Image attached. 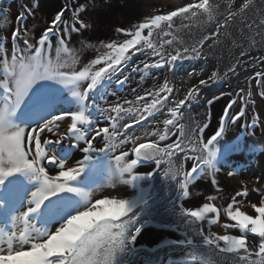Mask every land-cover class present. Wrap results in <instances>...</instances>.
Listing matches in <instances>:
<instances>
[{
  "label": "snow or ice",
  "instance_id": "snow-or-ice-1",
  "mask_svg": "<svg viewBox=\"0 0 264 264\" xmlns=\"http://www.w3.org/2000/svg\"><path fill=\"white\" fill-rule=\"evenodd\" d=\"M93 5L94 0H65L47 27L30 42L29 29L24 25L40 8V0H31L21 5L17 26L10 36H0V90L5 100L0 107V218H6L0 223V264H123L122 256L140 255L143 248L137 250V239L145 227L162 224L153 211L151 194L140 192L134 199L119 193L97 196L95 191L75 186L100 157L109 160V188L125 184L139 190L140 182L152 181L157 175L163 178L168 191L174 193L169 210L174 220L169 226L184 233L182 240L171 242L172 246L183 249L193 264L198 262V251L232 254V264H264V230L259 227L264 222V174L257 177L260 186L252 189L258 196L255 201L249 199V189L244 185L224 205L215 203L223 199L215 194L206 196L198 208H187L183 203L190 196L202 195L192 188L198 180L210 179L216 193L224 192L217 174H239L221 166L222 160L227 164L232 152L264 149V120L255 111L251 90L239 89L236 96L240 103L236 97L229 100L218 117V125L205 136L212 119L211 106L226 94L214 96L207 101L206 119L194 121L186 132L185 116L191 120L193 105L201 103V89L218 85L219 73L212 71L208 79L201 77L180 100L170 99L174 89L167 79L144 87L153 69L174 68L182 55L189 60L201 58L196 49L191 50L195 55L185 50L183 54L177 51L165 56L154 43L152 34L160 35L156 30L162 18L180 9L155 12L130 30L117 28L114 39L99 41L85 35L94 30L95 20L87 12ZM66 13L70 15L66 17ZM89 49L95 56L81 63L82 54ZM149 50L159 59L149 62L140 57L141 51ZM134 55L139 63L133 61ZM133 73L139 74L140 80L131 88L132 99L127 95L114 101L102 97L101 104L90 99L105 81L120 88L130 85ZM252 80L260 88L259 97L264 98V72L256 73ZM50 83L63 86L70 98L51 90ZM29 101L31 118L38 122L35 126H21L16 117ZM65 102H75L77 107L45 118ZM249 107L253 109L251 115ZM93 111H98L107 125H97L90 118ZM165 112L162 130L136 134V125L146 129L145 122L159 123L158 114ZM238 125L253 138L259 129L260 138L253 146L246 149L239 141L228 143V131ZM149 135H158L159 141L176 138L160 147L157 142H145ZM65 143L83 153V159L62 158L57 146ZM188 161L191 163L185 167ZM144 162L154 163L155 169L138 172ZM176 163L178 168H174ZM162 165L166 167L156 171ZM12 178H16L15 182ZM62 194L82 198L84 206L73 211L67 202L56 203ZM46 207L45 217L42 213ZM245 207L250 213L243 210ZM222 214L228 221L222 225L225 234L214 233L210 227L206 231L205 224H218ZM53 220L59 221L58 226H45ZM193 224L197 227H191ZM229 229L238 230L239 235Z\"/></svg>",
  "mask_w": 264,
  "mask_h": 264
},
{
  "label": "rangeland",
  "instance_id": "rangeland-1",
  "mask_svg": "<svg viewBox=\"0 0 264 264\" xmlns=\"http://www.w3.org/2000/svg\"><path fill=\"white\" fill-rule=\"evenodd\" d=\"M22 1L24 3L31 2V0ZM153 1H155L156 3L159 2V5L161 7L158 8H161L162 11H165L166 13L171 11L172 8L180 9L179 12L173 13L172 16L166 18L169 23H167L166 27L162 31H159L160 35H154L153 40L158 48L164 54L168 50L171 52H177V50H180V52L183 54L185 50L191 52L192 49H196L200 53L201 58L192 60H189L186 55H182V59L179 62L180 66L177 68V70H182L179 75L180 78L182 76L186 77L187 79L188 77H190L191 83L190 85L186 86V84L182 82V80L179 81L177 87L180 91V97L183 93L187 94L190 87H194L196 84H198L201 77H203L204 79H208V76L212 71H217L220 75V81H218L219 84L212 85L216 88L215 92L212 94L214 96L220 94L218 90L220 86H223L222 84L225 83L227 84L224 86V92L233 94L239 90L235 87H232V85L237 79L238 70L242 66H244L245 69L249 68V75L252 79L255 78V74L258 73V70H256V65L264 61V0H187V2L185 3H182L184 0ZM161 3L163 4V6L161 5ZM186 4L190 5V7H184ZM4 6V4L0 5L1 12H4V10H9ZM144 16H146V14ZM6 22L8 25L11 23L10 13L6 16ZM33 24L36 25L35 28L32 27ZM29 25L28 38L31 41L34 37L35 30L42 29L40 28L41 24L39 26L38 23L33 21H31V24ZM247 38L250 40H247ZM238 43L239 47L237 46ZM238 48L242 49L244 52L241 50V53L237 58L238 60L233 64V66L230 64L229 66L223 67L219 58H214L213 56H211V59H209L205 56L207 52L212 53L215 51H221L222 57L224 58L223 61H225L224 64H226L228 60L227 55L236 53L238 51ZM226 53L228 54L226 55ZM191 54L195 55V52H191ZM150 57L151 55L148 58L151 59ZM155 59H159V57H153V59H151V62H153ZM175 68L176 66L174 68L165 67L163 69L168 74H170L169 72H175L176 76H178V73L174 70ZM245 76L246 74L243 75V77ZM261 88L263 87L261 86ZM203 89L204 88L201 89V95L200 97H198L200 101L204 99V96H207ZM200 105V108L196 109V114L198 115L200 111L202 113L206 111L204 114L207 115L208 107H205L202 104V101ZM255 109H259L257 105ZM249 110L252 112L251 107H249ZM191 113L194 114V109ZM49 114L50 113H47L45 118H47ZM166 115L167 113L165 112L163 114V119L166 118ZM159 118L161 120L162 117ZM138 130L142 129L138 128ZM154 130L156 129H153L152 131ZM238 132L241 133L240 125L230 128L227 134L228 143H234L233 139L238 135ZM148 139L149 138H147V141ZM64 145L69 147L67 143H65ZM64 145L57 146V150L61 157L70 159L72 161L77 160L72 156L71 151L74 149L68 151L65 149L68 147H64ZM255 150L256 153L261 156L262 162L264 163V149L256 147ZM65 152L69 154L63 156ZM237 155H242L244 162L247 161L250 156L247 151L232 152L230 155H228L227 164L222 161L221 166L226 168H233L239 174L228 177L227 171H221L220 174L222 176L219 174L217 175H219V177L223 178L225 181H230L229 184L233 186L232 192H235L242 186L247 185L249 189V199L255 201L258 196L256 192L252 191V189L260 186L259 184H257L256 180L257 177L264 174V166L263 168H261L258 162H256L252 167L249 166L247 168H242L240 162H236V160H238ZM79 159H83V156H80ZM105 171L107 170L105 169L104 172ZM89 175V173L83 174V177L81 179H78L77 182H84L85 178ZM148 183H150V181H148ZM148 185L145 186V188H148ZM153 186L156 187V184ZM157 186L159 187L160 184L157 183ZM238 199L241 198L238 197ZM74 206H76V203L74 204ZM245 208L248 209L247 207ZM157 216L162 221V224L149 225L145 227L144 231H150L151 229H154L155 231L151 234H148L147 238L157 239L158 242L162 239L164 240L163 236L171 229V227L169 226V224L165 223L167 219L162 218L158 214ZM56 226H58V223H55L54 225H48L47 227L54 228ZM191 227L195 228L196 224L191 225ZM210 228L214 233L219 234L220 232L221 235L225 233V229H219L217 232H215L218 227H214L213 225H211ZM137 242L141 244V242H139L138 240Z\"/></svg>",
  "mask_w": 264,
  "mask_h": 264
},
{
  "label": "flooded vegetation",
  "instance_id": "flooded-vegetation-1",
  "mask_svg": "<svg viewBox=\"0 0 264 264\" xmlns=\"http://www.w3.org/2000/svg\"><path fill=\"white\" fill-rule=\"evenodd\" d=\"M15 2L14 4V8L15 11L16 9H18L19 7H21L22 3L23 4H27L24 3L22 0H14ZM61 3L64 5L65 0H60ZM187 2V0H184L182 3ZM161 5L163 6V4L161 3ZM5 8H7L6 6H4ZM161 7L159 5V2H155L153 3L152 7L150 8V12L147 13V16H143V20L146 21L147 19L151 18V16L158 11H162ZM9 10H4V12H1V8H0V17H3V23H0V36H4V34H8L10 35L11 32L15 29V27L17 26L15 23L16 20V14L13 8H7ZM164 13H166L165 11H163ZM11 15V23L8 25L6 22V16L7 14ZM166 18L169 17H164L161 20V26L159 29L156 30V32L162 31L167 23H169L167 21ZM29 21H26V23ZM31 22V21H30ZM31 24V23H29ZM29 24H27V28L28 26H30ZM25 26V27H26ZM168 27V26H167ZM43 31V28L40 27ZM156 33L154 32L152 35L154 37ZM34 38V37H33ZM250 38V37H249ZM247 40H250L247 38ZM33 39L30 41L32 42ZM254 42V41H252ZM251 43V42H249ZM248 43V44H249ZM239 47V43L237 45ZM21 47H23V45L21 44ZM167 48V47H166ZM238 51L234 54H228L226 53L228 60L226 62V64H224L225 61H223V57H222V52L221 51H215L212 53L207 52L205 54V56L209 59H211V56H213L214 58H219L223 67L229 66L230 64L233 66V64L238 60L237 58L239 57V54L241 53L240 48L237 49ZM180 51V50H177ZM243 51V50H242ZM250 51V50H249ZM149 52V53H148ZM148 52L145 51H141L140 53V57L146 61L151 62L153 59L152 53L149 50ZM244 52V51H243ZM175 53L174 51H166L165 56H168L170 54ZM253 53V51H252ZM151 55V59H149L148 57ZM133 61L139 63V60L137 59V57L134 55L133 56ZM180 66V63L178 62L176 65V68L174 69L177 73L178 76H176L175 72H169L170 74H168L167 72H165L164 69H153V73L150 74V76L148 78L145 79L144 81V87H151L152 83L158 84V83H163L164 79H167V81L169 82L170 86L173 87L174 92H173V97H170V99H176V100H180L183 99L186 95V93H183L182 96L180 97V91L178 89V84L179 81L182 80V82H184L187 85H190V77H188V79L186 77H181L180 78V72L182 70H177V68ZM242 69V70H241ZM249 68H246L244 66H242L239 70H238V75H237V79L235 80V82L233 83L232 87H235L237 89H245L247 90H251L252 93V98L255 101V104L258 106V110L255 109L256 113L261 115V119L264 120V98L259 97L258 93L260 91V88L257 87L256 81L252 80L251 81V76L249 75L248 72ZM234 70V69H233ZM256 70H258V72H264V61L261 62L260 64L256 65ZM127 71V70H126ZM240 71V73H239ZM246 74L245 77H243V75ZM140 77L139 74H135L133 73V78L131 79V84L130 85H126L124 88H120L118 87L114 82H108L105 81L101 86L98 87V89L96 90L94 97H90V99L94 98L96 100L97 104H101L102 103V97L106 98L108 101H114L115 99H117V97L123 98L124 96L127 95L128 99H132V93H131V88L136 87V84L139 82ZM176 80V83H175ZM222 84L223 86H220L219 88V95L216 96H220L221 93H225L226 95L222 97V99L220 100H216L214 101L213 105L211 106L212 109V119L210 121L209 124V129L206 130L205 135H207L208 132H210L214 126L218 125V117L219 115L222 113V111L224 110V106L227 104V102L229 100H231L233 97H236L237 99V104L240 103V98L236 96V91L235 93L232 94V96H228L226 92L223 91V89L225 88L224 86L226 85ZM184 86V87H186ZM261 86L263 87L262 89H264V83H261ZM228 88V87H226ZM216 88L215 87H210V88H204L203 91H205V93L207 94V96H204V99H202V104L205 107H208L207 105V101L212 99L214 97V95H212L215 92ZM111 93H115V95H112ZM65 98H70V94L69 95H65ZM203 98V96H202ZM73 101H75V98H71ZM200 104L193 105V109H194V114L191 113V120H189L188 116H185V120L183 121L185 123V130L186 132L188 131L190 125H192V123L194 121H201L203 119H206V116L204 113L206 111H204L203 113L200 111L199 114H196V109L200 108ZM77 107V104L75 102L73 103H61L59 105H57L54 113H50L48 117H50L53 114H61L65 111H70V110H75V108ZM234 108L238 107L237 105L233 106ZM202 110V108H201ZM253 111V109H252ZM208 112V111H207ZM248 113L249 115H251V111L248 109ZM158 114V120L160 121L159 123H154V124H148V122H145L146 124V129H142V130H138L139 125H136V134L137 135H141L143 136L144 131L147 130L149 132H151L153 129H163V115ZM29 120H27L26 122L17 120L16 121L20 124L26 123L27 126L31 125V126H35L34 123L37 122H33L31 115H28ZM159 117H162L161 120ZM91 119H94L97 123V125L99 126H105L107 125V121L104 120L101 115L99 114L98 111H93L91 113ZM167 118V115H166ZM151 119V118H150ZM155 125V126H154ZM241 128V133L238 132V135L233 139L234 142H241L244 144V141L246 140V138L248 137V135L245 134L244 128L242 126H240ZM132 129H129V132H131ZM257 134L260 135V131L259 129L257 130ZM147 138L148 141H147ZM146 138L145 142H157L159 144L160 147H164L166 146L167 143H170L172 140H174L176 137H170L168 140L165 141H159V136H151L149 135ZM245 146V144H244ZM245 148L247 149L248 147L245 146ZM75 150V149H74ZM247 153L250 154L249 159L247 161H243L242 157H238L239 155H237L238 160H236V162H240L241 163V167L242 168H247V167H252L254 163L253 162V151H247ZM80 156H83V153H79L78 156H76V158L79 159ZM252 159V161H251ZM223 161V160H222ZM221 161V162H222ZM191 161H188L185 164V167L188 166V164H190ZM108 164H109V160L106 157H100L93 165L97 166V168L101 165V167H105L106 170H108ZM166 167L165 165H162L160 169H156V171H162L163 168ZM179 167V163L178 164H174V168H178ZM263 168V167H262ZM155 169V164L152 162H144L141 164V166L137 169L138 172H151ZM87 171V170H86ZM219 175H221L219 173ZM222 176V175H221ZM82 176L79 178L81 179ZM221 178V177H220ZM163 178L159 177L158 175L155 177L154 180L150 181V183H148V181H143L140 182L141 184V188L136 192L137 194H135L134 198H136L140 192L143 193H150L152 198H153V211L154 213L159 216H161L164 219H167V221H165L166 224L171 225L173 223L174 218L169 214V210L171 208L170 205V199H174V193H170L168 191V188L166 185H164ZM223 181H225L223 178H221ZM227 184H229V180L225 181ZM157 183L160 184V186H157ZM149 184V185H148ZM156 184V187H154L153 185ZM149 186L148 188H145V186ZM231 187H233L231 184H229ZM234 194V192H232L226 197L223 196V199H217L215 201V203L217 205H224L226 203V201L230 200L231 196ZM216 195L219 197L221 196V194L216 193ZM204 197L201 198V200L198 198L197 201H191L188 200L187 198L183 201L185 207L187 208H198L201 206V203L203 202L204 198L206 196L209 195H203ZM133 198V199H134ZM226 198V199H225ZM238 199V197H237ZM188 202V203H187ZM244 211L249 212L250 213V209H246L243 208ZM211 215V214H210ZM227 221V218L223 216V214L221 215V220L218 224L213 225L214 227H218L217 230L215 232H217L219 229H224L223 228V224ZM211 225L205 224V230L207 231V229L210 227ZM197 227V225H196ZM259 227L261 230H264V222H261L259 224ZM168 229V228H167ZM228 232L232 233V234H237L239 235V231L235 230V229H229L227 230ZM226 232V230H225ZM220 234V232H219ZM225 234V233H224ZM249 239H253L252 234H248ZM164 240L162 239L161 241L156 242L154 245L152 246H145L143 244H140L137 242V250H140L141 248H143V251L140 253V255H125L122 256L120 259L123 262V264H145L146 261L150 262V264H193V262L191 261V258L187 255V253L180 248H173L172 243L171 242H175V241H179L182 240L184 238V233L183 231H176L174 230L172 227L171 229L163 236ZM198 257V262L197 264H201V262L203 261H211V264H232V262L229 260V257L232 254H215V253H211V252H204V251H198L195 253ZM176 255H181L183 258H174Z\"/></svg>",
  "mask_w": 264,
  "mask_h": 264
},
{
  "label": "bare ground",
  "instance_id": "bare-ground-1",
  "mask_svg": "<svg viewBox=\"0 0 264 264\" xmlns=\"http://www.w3.org/2000/svg\"><path fill=\"white\" fill-rule=\"evenodd\" d=\"M14 2H15L14 0H0V5L4 4L7 8L11 7L15 11L14 4H13ZM77 2H79V0H77ZM81 2H85V0H81ZM153 3H154L153 0H109L108 3L104 4L103 0H94V5L87 9L88 14L95 20L94 30L92 32L85 33V35L88 36V38L92 40L100 41L102 39H105L107 34L110 31L113 32L118 19H121L123 21L127 20L129 22L130 19L137 18L139 19L140 22L143 23L145 21L141 17L147 14L145 13V11H148L152 7ZM63 6L64 5L61 3L60 0H40V8L38 9L36 15L34 17H29L27 19V21L29 22L25 23L24 26L31 23L30 21H33V22L38 23L39 26L41 24V27L44 29L45 27H47V24L50 23L51 19L56 14V12L59 11L60 8H62ZM20 10H21V7L16 9L15 11L16 16ZM65 15L66 17H68L70 14L66 13ZM110 18L111 20H109ZM112 19L116 21H113ZM105 22L106 24H104ZM4 36H10V35L4 34ZM95 42L96 41H92V43H95ZM8 43H10V40L8 41ZM76 46L79 47V45H76ZM1 91L2 90H0V94H1ZM54 91L57 94L62 93L63 96L69 95L68 92H61L60 89L59 90L56 89ZM3 95L4 94H2V96L0 97V107H2L4 104ZM32 120L34 122H37L36 119H32ZM21 126H27V124L23 123L21 124ZM258 138H260V135L258 134L255 138L248 135V138L246 139L244 143L245 146L248 148L250 146H253L255 144V139H258ZM64 147H68V146L64 145ZM65 149L68 151H71L69 147ZM71 152H72L73 158L78 159L76 158V156H78L80 152H77L76 150L75 151L72 150ZM253 152H254V157L252 158L253 162H258L259 166L262 168L264 166V163L262 162L261 156L256 153V150H254ZM66 154H69V153L65 152L63 156ZM217 178L220 180L221 186L224 188V192L222 194L221 193L219 194L223 196L225 194L231 193L232 187L229 184H227L225 181H223L219 177V175H217ZM12 182H15V180H12ZM86 183H88L87 180L84 182L79 181V182H76L75 186H78L83 190L84 189L83 186ZM192 188L196 193H202V195H193L187 198L188 200H191V201H197L198 198L201 200V198L204 197L203 195H212V194L216 195L215 190L211 186L210 179L209 180H198L196 184L192 186ZM109 190H111L112 193H119L123 195L125 189L123 187V184H118L115 188H111ZM79 200H80V197L78 196H75L72 194H62V196L57 200V202H60V203L68 202L71 205V208L74 209L75 208L73 207L74 204L77 203ZM51 206L52 205H49V207ZM44 212H46L45 209L42 213L43 216H44ZM53 221L55 223H59L58 220H53ZM53 221L45 223V226H48L49 224H53L54 223ZM154 231H155L154 229H151L150 231H143L141 235L138 237L139 238L138 241L141 242V244L145 246L154 245L157 242V239L147 238L148 234H151ZM177 257L183 258L181 255L180 256L176 255L174 258H177Z\"/></svg>",
  "mask_w": 264,
  "mask_h": 264
},
{
  "label": "water",
  "instance_id": "water-1",
  "mask_svg": "<svg viewBox=\"0 0 264 264\" xmlns=\"http://www.w3.org/2000/svg\"><path fill=\"white\" fill-rule=\"evenodd\" d=\"M103 1H104V4H106V3H108L109 0H103ZM145 12L146 13H149L150 12V9L148 11H145ZM114 19H112V20L113 21H116ZM109 20H111V18ZM106 22L104 24H106ZM141 23L142 22H140L137 18L136 19H130L129 22L127 20L123 21L121 19H118V21L116 23V26H115V28L113 30V32L110 31L107 34L106 38L105 39H102L100 41H108V40L114 39L115 36H116V29L117 28H124V29H129L130 30L134 26L139 25ZM40 33H41V30H35L34 37L39 36ZM94 56H95L94 50L89 49V50L85 51L82 54V56L80 58V62L81 63H83V62L87 63ZM36 87L38 88L39 85H37ZM49 87H50L51 90H56V89L59 90L60 89L61 92H67V90L63 89V86L56 85L55 83H50ZM2 94H3V91H1L0 97L2 96ZM3 101H5V100H3ZM28 104H31V101H29L25 106H27ZM107 171L103 172L102 174L99 173L97 175L96 174L90 175L88 177V180H87L88 183L84 184V186H83L84 187L83 190H85V191H95L97 196H105V195L113 194L112 191L109 190L111 188H109L107 186V180H106ZM123 186H124V189H125L123 196H125L126 198H129V199H133L134 196H135V194H137L136 192L138 190L133 189L132 187H130L128 185H125V184H123ZM140 187H141V184H140ZM82 206H84V201H83L82 198H80V200L76 203V206H73L75 208L72 209V210H75V209L80 208Z\"/></svg>",
  "mask_w": 264,
  "mask_h": 264
},
{
  "label": "clouds",
  "instance_id": "clouds-1",
  "mask_svg": "<svg viewBox=\"0 0 264 264\" xmlns=\"http://www.w3.org/2000/svg\"><path fill=\"white\" fill-rule=\"evenodd\" d=\"M237 243L239 244V243H241V242L237 241Z\"/></svg>",
  "mask_w": 264,
  "mask_h": 264
}]
</instances>
